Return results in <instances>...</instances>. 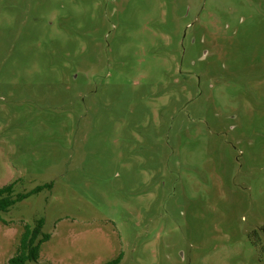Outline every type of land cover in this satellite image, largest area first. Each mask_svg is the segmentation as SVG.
I'll use <instances>...</instances> for the list:
<instances>
[{
  "label": "rangeland",
  "instance_id": "obj_1",
  "mask_svg": "<svg viewBox=\"0 0 264 264\" xmlns=\"http://www.w3.org/2000/svg\"><path fill=\"white\" fill-rule=\"evenodd\" d=\"M9 184L0 264H264V0H0Z\"/></svg>",
  "mask_w": 264,
  "mask_h": 264
},
{
  "label": "trees",
  "instance_id": "obj_2",
  "mask_svg": "<svg viewBox=\"0 0 264 264\" xmlns=\"http://www.w3.org/2000/svg\"><path fill=\"white\" fill-rule=\"evenodd\" d=\"M13 186V184H9L0 188V211H7L16 201L24 199L29 194L37 193L44 187L37 186L29 192L19 193L14 197ZM45 186L50 188L51 184ZM43 225L44 220L38 219L33 226H24L16 255L9 260L10 264H26L27 261L38 258L41 244L49 238L48 234L42 233ZM120 259L121 254L108 264H116Z\"/></svg>",
  "mask_w": 264,
  "mask_h": 264
}]
</instances>
